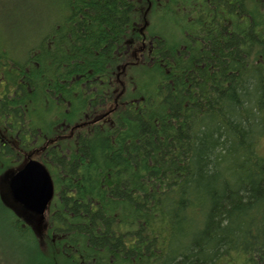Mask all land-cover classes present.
<instances>
[{"label": "trees", "instance_id": "1", "mask_svg": "<svg viewBox=\"0 0 264 264\" xmlns=\"http://www.w3.org/2000/svg\"><path fill=\"white\" fill-rule=\"evenodd\" d=\"M54 6L0 44L1 262L264 264V0ZM27 157L55 184L41 233L1 196Z\"/></svg>", "mask_w": 264, "mask_h": 264}, {"label": "rangeland", "instance_id": "2", "mask_svg": "<svg viewBox=\"0 0 264 264\" xmlns=\"http://www.w3.org/2000/svg\"><path fill=\"white\" fill-rule=\"evenodd\" d=\"M52 1L56 6V3L60 0ZM149 2L151 3V0H149ZM55 6L52 11H54ZM49 8L50 0H0V44L5 46H9V43H11L12 45L14 44V42L18 46H21L23 44L26 46H30L34 44L39 28L43 25H47L50 22L51 18L48 13ZM149 9L150 7H147L143 11L140 23L139 21H137V24L140 25L137 32L140 34L144 33L145 28L150 25L148 16ZM165 22L166 21H158L156 26L159 31L165 30ZM132 57L133 58L130 61H132L133 59L136 61L139 56L137 52H133ZM124 66L122 67L124 74L119 75V83L113 84L114 87L118 85V90L116 92L117 95L120 92L121 88L123 89L129 84L127 83L129 68L127 67V65L126 67ZM111 105L112 103L108 105V109H110ZM44 223L45 221H42L40 226L38 227L39 233H41L42 228L44 227ZM42 237L44 238L45 235L43 234ZM22 246L27 247V242L21 240V244L12 243L7 248V251L14 253V249H17L19 256L18 261L14 262L11 258H8L9 260L5 259L4 264H7L8 262H11L12 264H41L38 263V261L33 257L23 258L22 250L25 253L27 250H24ZM1 259H3V255L0 256V264H3L1 262Z\"/></svg>", "mask_w": 264, "mask_h": 264}, {"label": "water", "instance_id": "3", "mask_svg": "<svg viewBox=\"0 0 264 264\" xmlns=\"http://www.w3.org/2000/svg\"><path fill=\"white\" fill-rule=\"evenodd\" d=\"M3 200L16 212L33 213L38 221L54 195V184L47 167L36 159L23 162L15 171L8 172L1 180Z\"/></svg>", "mask_w": 264, "mask_h": 264}]
</instances>
